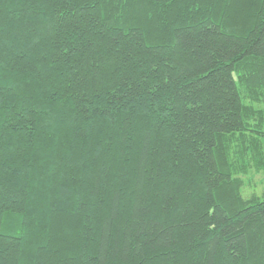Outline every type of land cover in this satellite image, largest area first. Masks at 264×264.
Instances as JSON below:
<instances>
[{
    "label": "trees",
    "instance_id": "1",
    "mask_svg": "<svg viewBox=\"0 0 264 264\" xmlns=\"http://www.w3.org/2000/svg\"><path fill=\"white\" fill-rule=\"evenodd\" d=\"M264 0H0V264H264Z\"/></svg>",
    "mask_w": 264,
    "mask_h": 264
},
{
    "label": "rangeland",
    "instance_id": "2",
    "mask_svg": "<svg viewBox=\"0 0 264 264\" xmlns=\"http://www.w3.org/2000/svg\"><path fill=\"white\" fill-rule=\"evenodd\" d=\"M244 179V187L242 193L244 198L249 199L256 195L264 198V171L257 170L255 167H250L249 172Z\"/></svg>",
    "mask_w": 264,
    "mask_h": 264
}]
</instances>
